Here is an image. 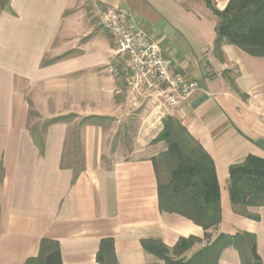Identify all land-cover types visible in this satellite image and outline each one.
<instances>
[{"label": "crops", "instance_id": "0c3cea01", "mask_svg": "<svg viewBox=\"0 0 264 264\" xmlns=\"http://www.w3.org/2000/svg\"><path fill=\"white\" fill-rule=\"evenodd\" d=\"M223 10L229 0H211ZM95 5L119 7L186 75L191 95L175 108L135 97ZM204 0H9L0 11V264H23L42 238L59 244L62 264H99L111 237L117 264H164L143 239L171 249L179 238L207 244L203 228L158 204L154 141L174 116L214 162L218 234L254 235L264 264V206L236 211L229 167L264 158V57L223 40ZM86 120H83L85 119ZM88 118V119H87ZM73 137V138H72ZM217 264H241L233 246Z\"/></svg>", "mask_w": 264, "mask_h": 264}, {"label": "trees", "instance_id": "16d2710c", "mask_svg": "<svg viewBox=\"0 0 264 264\" xmlns=\"http://www.w3.org/2000/svg\"><path fill=\"white\" fill-rule=\"evenodd\" d=\"M8 1L0 0V11L8 7ZM204 2L218 19L215 51H220L221 42L226 40L249 55L264 57V0H229L221 11L213 7L211 0ZM154 141L166 143L161 154L168 173L166 181L159 178L157 161L152 159L160 210L177 213L200 225L207 244L187 259L181 255L199 240L192 236L179 238L171 249L157 239L141 240L142 247L164 264H217L221 250L233 246L241 264H261L254 235L220 233L211 239L210 230L221 221L220 195L214 162L201 144L174 116L164 118ZM228 191L236 211L246 206H264V158L248 155L243 162L230 166ZM96 260L99 264H117L111 237L100 240ZM23 264H62L58 242L42 238L37 255Z\"/></svg>", "mask_w": 264, "mask_h": 264}, {"label": "built area", "instance_id": "2783aa9c", "mask_svg": "<svg viewBox=\"0 0 264 264\" xmlns=\"http://www.w3.org/2000/svg\"><path fill=\"white\" fill-rule=\"evenodd\" d=\"M93 15L123 56L121 73L135 97L154 99L157 106L177 107L193 90L183 74H170L173 61L149 31L138 27L132 14L119 7L95 5Z\"/></svg>", "mask_w": 264, "mask_h": 264}, {"label": "rangeland", "instance_id": "374dc122", "mask_svg": "<svg viewBox=\"0 0 264 264\" xmlns=\"http://www.w3.org/2000/svg\"><path fill=\"white\" fill-rule=\"evenodd\" d=\"M160 146L162 148H159V147L156 148L154 158L157 161V170H158L159 178L164 182L167 179L168 173H167V168H166L165 162L163 161V159L161 157V154L166 149V143L164 141H162ZM213 229H215V228H213ZM152 264H156V263H152Z\"/></svg>", "mask_w": 264, "mask_h": 264}]
</instances>
